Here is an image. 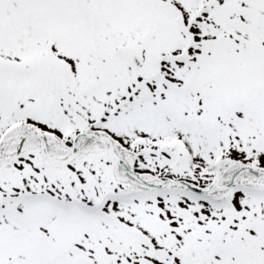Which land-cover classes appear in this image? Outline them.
I'll use <instances>...</instances> for the list:
<instances>
[{
    "label": "snow or ice",
    "instance_id": "6c2138e0",
    "mask_svg": "<svg viewBox=\"0 0 264 264\" xmlns=\"http://www.w3.org/2000/svg\"><path fill=\"white\" fill-rule=\"evenodd\" d=\"M0 264H264V0H0Z\"/></svg>",
    "mask_w": 264,
    "mask_h": 264
}]
</instances>
